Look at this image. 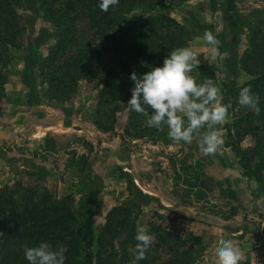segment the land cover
Listing matches in <instances>:
<instances>
[{
    "label": "trees",
    "instance_id": "obj_1",
    "mask_svg": "<svg viewBox=\"0 0 264 264\" xmlns=\"http://www.w3.org/2000/svg\"><path fill=\"white\" fill-rule=\"evenodd\" d=\"M22 1L25 0H0V97L6 83L5 69L11 64L10 52L24 47L26 65L35 64L31 72L39 69L38 78L49 99L64 103L79 80L100 77L105 89L96 105L94 124L103 132H108L109 126L101 118H112L118 111L115 100L121 98L127 106L131 98L130 90L134 86L129 79L131 73L142 75L152 67L161 66L168 53L187 47L190 41L189 30L169 17L160 14L135 20L128 17L136 8L153 11L160 0H120L107 12L97 7L98 0H37L45 21L54 26L53 45L41 60L37 53L40 40L24 42V20L15 10ZM79 26L83 29L82 36L77 35ZM246 37L248 47L240 59V67L249 79L231 90V98L237 103L239 93L247 88L251 94L259 95L261 111L259 114L248 112L232 124L235 139L250 135L254 146L241 150L228 141L227 146L236 154L244 174L261 182L250 167V155L254 153L259 157V170H264V19L253 25ZM26 65L24 71L28 72ZM223 87L225 89L226 85ZM129 114L127 133L133 138L160 134L161 131L144 126L143 114L130 109ZM231 132L229 130L227 139L234 137ZM92 205L93 199L86 197L75 212L72 196L56 199L48 190L39 191L19 184L0 187V264H28L24 249L41 242H48L53 249L66 247L65 264H97L101 253L110 261L104 263L99 259V264H111L119 253L124 264H132L136 228L127 220L133 209L138 213L137 207L113 208L96 234L91 221ZM146 225L150 232L152 222ZM165 234L166 238L170 236ZM172 240L173 247L179 248L180 253L175 254L173 247L164 243L169 257L159 264H192V245L185 248L186 241L180 237ZM95 245L98 247L96 255L93 253ZM150 252L149 249L139 264L153 262Z\"/></svg>",
    "mask_w": 264,
    "mask_h": 264
},
{
    "label": "crops",
    "instance_id": "obj_2",
    "mask_svg": "<svg viewBox=\"0 0 264 264\" xmlns=\"http://www.w3.org/2000/svg\"><path fill=\"white\" fill-rule=\"evenodd\" d=\"M24 69L19 63L4 86L0 187L24 181L43 185L59 198L90 197L95 233L113 208L135 205L137 226L156 215L189 226L185 234L205 249L206 264H214L225 240L239 250L240 261L258 256L257 231L264 236V220L255 218V212L264 205V184L244 174L227 146L229 117L218 126L223 143L212 157L201 155L199 137L191 144L166 137L103 138L84 109L47 98L36 75L24 82ZM219 94L223 104L220 89Z\"/></svg>",
    "mask_w": 264,
    "mask_h": 264
},
{
    "label": "rangeland",
    "instance_id": "obj_3",
    "mask_svg": "<svg viewBox=\"0 0 264 264\" xmlns=\"http://www.w3.org/2000/svg\"><path fill=\"white\" fill-rule=\"evenodd\" d=\"M15 10L24 20L26 29L24 34L26 41L24 42L30 43L32 39L34 40L35 38L40 40L41 43L38 45L37 53L41 56L42 60V58L47 55L48 49L53 45L52 42L54 39H52V30L54 26L48 21H45L43 10L37 0L22 1L16 5ZM159 14L173 19L189 30L190 41L187 47L192 48L200 60V65L191 75L195 77L197 83H203L211 75L214 77L215 84L218 89L222 91L223 105L229 106L228 117L231 120L230 130L234 137L227 139V141L234 143L236 148H240L241 150H250L254 146V141L250 135L243 136L242 139H235L232 124H234L236 119L243 117L248 112L238 108L234 98H231V90L241 86L249 79L247 73L240 67V59L248 47L246 37L248 30L258 21L264 19V0H160V3L153 11L136 8L128 14V17L135 20L136 18ZM82 32L83 29L79 26L77 35L82 36ZM205 32L212 33L219 41L215 52H213L212 46L208 45L203 40ZM10 54L11 64H9L4 72L6 75V82L17 73L19 63L23 62L24 67L26 65V48L17 47L16 49H12ZM34 65L33 63L26 65L30 72L22 71L20 77L24 82H32L34 74L38 77L39 69H34L33 72H31ZM223 85H226L225 89ZM103 89H105V87L101 84L100 77H92L91 80L87 81L79 80L77 87L70 93V97L64 103L84 109L86 115L89 116L91 122L94 124V120L97 116L95 113L96 105ZM4 98L3 92L0 97V107L4 102ZM114 103L119 107L114 116L112 118L107 116V118H101L104 123L107 122L106 126H109V131L103 132V130H99L94 124L96 131L101 133L103 138H108L111 135H119L122 139H139L146 141H156L164 137L168 138L166 128L158 135L154 134L148 138H133L130 133H127L130 117L128 106L122 103L121 98L116 99ZM250 156V167L253 169L254 174H256L258 178H261V182L256 181L259 184H264V170H259V157L254 156V153H251ZM16 184L22 185L23 187L34 188L39 191L48 190L43 185L35 187L33 184L24 181ZM14 185L8 187H13ZM52 195L56 199H61L54 193H52ZM82 200L83 199L80 197L72 198L73 210L75 212ZM262 206L263 208L255 212V218L259 220H264V205ZM132 212L133 214L128 217L129 220H127V223L131 225L134 223L137 229L138 226L134 220L138 214L136 213V208L133 209ZM152 219L150 234L154 239L150 247V255L154 260L148 264H159L169 257V250L166 244L173 247V237L184 239L186 241L185 248H188L189 244L192 245V264H206L202 257L205 249L203 247H197L192 241H188L190 236L188 235L189 237H187L185 229L190 230L189 226L185 228L182 226L178 227V224L159 215H156ZM260 229H262L261 232H264V226L260 225ZM99 230H97L96 234L99 233ZM165 233H168L170 236L166 238ZM257 234L261 238L260 244L259 240L257 241L260 248L258 256L254 255L253 258L247 255L245 260L239 261V264H264V236L260 234V231H257ZM204 247L207 248L206 246ZM175 248L176 247H173L174 253H180V249ZM97 251L98 247L95 245L93 247L94 255H96ZM191 251L189 250V253ZM120 258H122V253L114 257L111 264H124L123 258ZM99 259L104 263L105 261L107 263L110 261L103 253L99 255L98 262L96 260L97 264H99Z\"/></svg>",
    "mask_w": 264,
    "mask_h": 264
},
{
    "label": "clouds",
    "instance_id": "obj_4",
    "mask_svg": "<svg viewBox=\"0 0 264 264\" xmlns=\"http://www.w3.org/2000/svg\"><path fill=\"white\" fill-rule=\"evenodd\" d=\"M120 0H98L97 7L107 12ZM203 40L212 46L213 52L219 44L216 37L205 32ZM200 65V60L190 47H179L167 54L161 66L138 75L131 73L133 82L131 98L127 101L130 110L145 116L144 126L157 131L167 129V136L175 143L191 144L199 137L198 148L204 157H212L223 143L219 125L229 114V106L220 102L217 85L211 78L197 83L191 73ZM237 106L245 112L259 114L260 97L245 88L239 93ZM202 129L204 131H202ZM147 225L138 226L132 249V264H139L153 243ZM67 248L53 249L48 242L24 249L28 264H65ZM240 253L231 240H225L216 251L214 264H239Z\"/></svg>",
    "mask_w": 264,
    "mask_h": 264
}]
</instances>
